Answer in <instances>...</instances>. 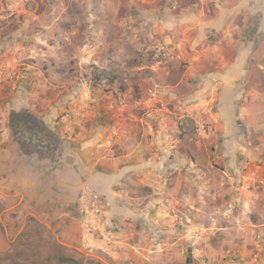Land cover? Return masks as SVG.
Segmentation results:
<instances>
[{
  "label": "rangeland",
  "instance_id": "obj_1",
  "mask_svg": "<svg viewBox=\"0 0 264 264\" xmlns=\"http://www.w3.org/2000/svg\"><path fill=\"white\" fill-rule=\"evenodd\" d=\"M220 2L0 0V66L18 61L15 76L0 83V102L22 95L57 124L69 113L64 136L73 146L81 141V119L101 124L115 111L132 116L139 103L161 109L185 104L201 78L198 60L213 44L229 37L248 44L264 40L262 13L221 16ZM258 69L262 81L252 95L245 93L231 125L213 130L205 112L178 110L179 135L190 142L215 133L206 147L190 150L191 169L159 176L167 187L180 183L185 189L177 193L180 204L168 201L170 190L160 191L159 201L146 206L149 217L126 225L118 253L97 251L94 261L264 264V63ZM122 118L118 134L126 137L132 120ZM124 247L136 255L120 256Z\"/></svg>",
  "mask_w": 264,
  "mask_h": 264
},
{
  "label": "crops",
  "instance_id": "obj_2",
  "mask_svg": "<svg viewBox=\"0 0 264 264\" xmlns=\"http://www.w3.org/2000/svg\"><path fill=\"white\" fill-rule=\"evenodd\" d=\"M220 1L221 16L262 13L259 30H264V0ZM228 19H219L217 27ZM198 61L201 78L197 89L186 95L185 104L161 109L139 103V110L130 117L115 111L101 124L91 116L79 120L77 139L81 141L76 146L67 141L78 175L59 172L46 176L40 171L37 175L25 172L24 177L15 161L0 154V264H99L94 261L95 253H118L126 225L149 217L146 206L159 201L160 191L170 190L168 201L173 206L180 204L177 193L182 195L185 189L179 188L180 183L169 188L159 176L191 169L187 162L190 150L206 147L205 142H213L215 133L204 141L190 142L187 134L179 135L178 110L205 112L213 130L231 125L239 106L246 104L241 102L245 93L252 95L262 81L258 68L264 63V40L248 44L239 38L222 39ZM122 117L132 120L133 131L126 137L118 134L125 124ZM47 121L65 134L62 122L61 127L50 118ZM86 184L107 200L100 220L79 212L78 189ZM127 245L131 247L129 242ZM119 253L136 255L126 247Z\"/></svg>",
  "mask_w": 264,
  "mask_h": 264
},
{
  "label": "flooded vegetation",
  "instance_id": "obj_3",
  "mask_svg": "<svg viewBox=\"0 0 264 264\" xmlns=\"http://www.w3.org/2000/svg\"><path fill=\"white\" fill-rule=\"evenodd\" d=\"M0 154L15 168L46 176L63 172L78 175V164L58 127L27 103L22 95L0 102ZM12 166V165H11Z\"/></svg>",
  "mask_w": 264,
  "mask_h": 264
},
{
  "label": "built area",
  "instance_id": "obj_4",
  "mask_svg": "<svg viewBox=\"0 0 264 264\" xmlns=\"http://www.w3.org/2000/svg\"><path fill=\"white\" fill-rule=\"evenodd\" d=\"M17 58H10L8 63H4L0 66V83L6 80H10L15 76L17 72ZM71 116L69 113L62 114L60 116L61 122L66 126V130L69 128ZM197 131L200 135H206V130L202 125L197 126ZM254 180L258 179L255 173H252ZM77 204L79 212L88 215L95 220H100L104 214L105 207L107 205V200L105 196L91 187L90 185H83L77 195Z\"/></svg>",
  "mask_w": 264,
  "mask_h": 264
},
{
  "label": "water",
  "instance_id": "obj_5",
  "mask_svg": "<svg viewBox=\"0 0 264 264\" xmlns=\"http://www.w3.org/2000/svg\"><path fill=\"white\" fill-rule=\"evenodd\" d=\"M75 248H76L78 251L82 252V253H86V251H85V250H82V249H81V248H79V247H76V246H75Z\"/></svg>",
  "mask_w": 264,
  "mask_h": 264
}]
</instances>
